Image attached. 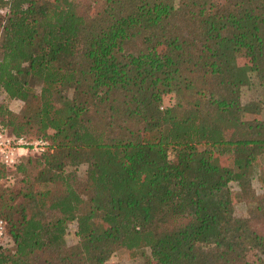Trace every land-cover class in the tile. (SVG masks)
I'll return each mask as SVG.
<instances>
[{
	"label": "trees",
	"instance_id": "obj_1",
	"mask_svg": "<svg viewBox=\"0 0 264 264\" xmlns=\"http://www.w3.org/2000/svg\"><path fill=\"white\" fill-rule=\"evenodd\" d=\"M244 71L264 78V0H0V124L49 142L0 186V264H264Z\"/></svg>",
	"mask_w": 264,
	"mask_h": 264
},
{
	"label": "rangeland",
	"instance_id": "obj_2",
	"mask_svg": "<svg viewBox=\"0 0 264 264\" xmlns=\"http://www.w3.org/2000/svg\"><path fill=\"white\" fill-rule=\"evenodd\" d=\"M174 2H178V0H174ZM244 59L239 58L238 59V66L242 67L244 66ZM241 78L243 81V87L241 89V102L243 104H246L248 102H258L261 105H264V78L257 77L254 73L249 71L241 72ZM0 104H3L7 107V109L11 111H18L20 108V103L17 101H7L3 95H0ZM212 162L215 165L219 166H226L228 163V159L225 157H219L216 155L212 156ZM260 162L264 164V155L260 157ZM85 170L84 166H81L78 170V177L80 179L83 178V172ZM0 178L3 180L0 183V186H5L8 184H12L16 180V176L14 175V171H4L0 170ZM231 189L234 192L238 191V188L234 183L230 184ZM253 187L257 194L261 193V190L259 188L258 183L256 180L253 181ZM234 215L237 217H246L247 216V206L244 202H238L234 206ZM75 222H71L67 226V236L66 240L68 244H73L76 242V238L74 236L75 233ZM250 260H253L254 257L249 256ZM142 263V257L138 256L136 259H131L129 257V253L124 250L117 251L106 264H141Z\"/></svg>",
	"mask_w": 264,
	"mask_h": 264
},
{
	"label": "built area",
	"instance_id": "obj_3",
	"mask_svg": "<svg viewBox=\"0 0 264 264\" xmlns=\"http://www.w3.org/2000/svg\"><path fill=\"white\" fill-rule=\"evenodd\" d=\"M48 148L49 142L46 139L16 137L0 124V170H14L23 159L39 156ZM2 181L0 178V183ZM3 229V223L0 221V237L3 236Z\"/></svg>",
	"mask_w": 264,
	"mask_h": 264
}]
</instances>
